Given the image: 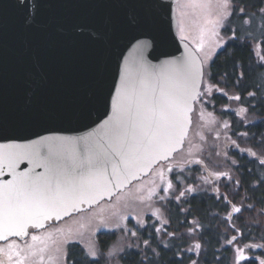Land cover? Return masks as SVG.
<instances>
[{
  "label": "water",
  "instance_id": "95a60500",
  "mask_svg": "<svg viewBox=\"0 0 264 264\" xmlns=\"http://www.w3.org/2000/svg\"><path fill=\"white\" fill-rule=\"evenodd\" d=\"M178 2L0 0V145L33 146L56 138L53 158L89 168L84 178L50 170L42 166L47 149L37 156L25 147L15 149L28 154L14 168L6 158L0 161V223L5 225L0 243L26 240L111 202L183 150L205 69L198 51L179 37ZM143 41L151 47L139 48ZM177 69L187 70L189 87L195 81L196 99L188 101L191 123L183 142L164 159L148 150L147 140L163 141L170 122H162L158 131L148 104L141 103L136 134L125 138L127 110L146 102L154 90L180 100L186 80ZM98 159L108 161L106 170L94 166ZM22 175L39 180L59 214L38 215L42 226L29 225L27 235H13L7 230L6 202L9 188Z\"/></svg>",
  "mask_w": 264,
  "mask_h": 264
},
{
  "label": "rangeland",
  "instance_id": "374dc122",
  "mask_svg": "<svg viewBox=\"0 0 264 264\" xmlns=\"http://www.w3.org/2000/svg\"><path fill=\"white\" fill-rule=\"evenodd\" d=\"M232 1L227 9L223 7V0H181L176 5L179 37L194 46L206 70L218 52L234 37V34L225 32L233 14ZM244 26V35L251 36L255 41L253 48L257 59L264 61L259 46L264 34V18H258L255 22L247 20ZM229 29L233 30L231 27ZM216 95L225 100V105L217 107ZM233 97L236 96L222 91L206 79L194 113L191 135L185 150L179 155L184 163L181 173L175 171L168 178L154 174L145 182L133 186L132 190L130 188L120 193L111 202H103L41 232L32 233L23 244L15 241L10 243L8 251L21 252L17 253V264H70L68 247L73 243L81 244L88 254L95 251L98 258L101 253L97 235L102 231L113 230L121 235L120 239L111 245L110 251L104 256L107 264H116L115 259L122 250L123 242L136 236L132 234L133 230L145 227L148 222H157L161 229L165 227L166 206L170 202H180L186 195L203 189L220 193L221 181H230L235 174L237 155H247L264 164V155L260 154L262 152L258 153L248 146L246 134L235 136L229 116L222 114L229 112L247 120L246 110ZM241 209L236 212L233 207L228 214L229 220L233 221ZM229 245L234 256L233 264H243L247 260H255L256 264L264 261V258L258 256L257 247L253 243L241 245L239 239L233 236ZM194 246L193 253H198L197 243ZM109 253L115 255L110 256ZM240 253H243L244 260L240 259Z\"/></svg>",
  "mask_w": 264,
  "mask_h": 264
},
{
  "label": "trees",
  "instance_id": "16d2710c",
  "mask_svg": "<svg viewBox=\"0 0 264 264\" xmlns=\"http://www.w3.org/2000/svg\"><path fill=\"white\" fill-rule=\"evenodd\" d=\"M233 14L225 32L234 34L218 52L211 64L210 81L238 101L246 110V121L229 116L232 132L246 134L247 144L264 155V61H259L253 48V38L245 36L247 20L264 18V0H233ZM233 28V30L229 29ZM259 43L264 58V34ZM217 98V97H216ZM217 107L225 105L223 98ZM236 156V155H235ZM235 174L230 181H221L220 193L203 189L186 195L181 201L166 206L167 224L148 222L132 231L136 236L123 242L116 264H233L229 240L253 243L257 254L264 258V164L247 155H237ZM233 207L242 211L233 221L228 214ZM116 230L97 235L98 258H92L85 247L73 243L68 247L70 264H107L104 256L117 243ZM195 241V242H193ZM199 245L193 253V246ZM195 247V246H194ZM243 264H256L247 260Z\"/></svg>",
  "mask_w": 264,
  "mask_h": 264
},
{
  "label": "snow or ice",
  "instance_id": "6c2138e0",
  "mask_svg": "<svg viewBox=\"0 0 264 264\" xmlns=\"http://www.w3.org/2000/svg\"><path fill=\"white\" fill-rule=\"evenodd\" d=\"M230 3L231 0H223V7L227 9ZM225 14L227 15V13ZM138 47L147 49L151 47V42L143 41ZM176 71L184 75L186 80L184 93L180 100L169 99L163 90H160L159 95H157L154 90L151 97L146 102L143 100L137 102L134 108L130 106L127 110V129L125 132V138L129 135L134 137L136 134L137 117L139 116L141 103L148 104L149 111L153 116V126L158 131L161 128L162 122H170L171 131L163 133L165 136L163 141L156 140L154 136L149 137L147 140L148 150L159 153L164 159H167L168 152L174 150L175 144L183 142V138L187 134L186 127L191 123V119L188 116V112L190 111L188 101L196 99V96L192 94V91L195 89V81H191V86L189 87L187 81L191 78L187 70L177 69ZM197 75H199V70L197 71ZM233 98L239 99V97ZM55 139L56 138H46L45 141L33 146L0 145V161L6 158L8 160L7 166L9 168H14L23 155L28 154L27 151L18 152L15 149L22 147L31 148L33 149L32 154L37 156H40L41 152L47 149V155L42 157L45 160V163L42 166L49 168L50 170L62 171L76 177H87L89 174V168L87 166L77 167L75 163L70 164L67 160L53 158L52 143ZM5 147L9 149L7 153L3 151ZM88 163H92L90 158ZM107 163L108 161L106 160L98 159L94 166H98L101 170H106ZM197 163H199V161H197ZM160 175L163 177L162 172ZM169 186L171 185L169 184ZM57 187H59V182H57ZM80 195L83 196L85 194L81 193ZM6 208L8 214L7 230L13 235H27V228L29 225L32 227L42 226L37 218L38 215L43 219H48L53 212H57V215L59 214L53 198L47 196L44 190L41 189L39 180L26 175H22L17 183L9 188ZM3 210V204L0 203V213H2ZM234 211L239 212L240 209L234 207ZM4 227L5 225L0 223V229H3ZM0 238H4L2 230H0ZM35 239L36 237L33 236V240ZM196 247H199V245ZM89 255L93 258H97L95 251L89 252ZM109 255H115V253H109ZM240 259H245L243 253H240ZM260 264H264V261H261Z\"/></svg>",
  "mask_w": 264,
  "mask_h": 264
},
{
  "label": "flooded vegetation",
  "instance_id": "af4514ba",
  "mask_svg": "<svg viewBox=\"0 0 264 264\" xmlns=\"http://www.w3.org/2000/svg\"><path fill=\"white\" fill-rule=\"evenodd\" d=\"M181 0H179V2H180ZM178 2V3H179ZM178 3H177V5H178ZM177 16H178V8H177ZM194 47V46H193ZM211 64H212V62H211ZM211 64H210V67H209V69L208 70H206L205 69V65H204V69H205V77H204V82L206 81V79H207V81H209L210 83H211V81H210V76H211ZM203 87H204V84H203ZM202 91H203V89H202ZM202 96V95H201ZM217 97V98H216ZM216 100L219 98V96L218 95H216L215 97H214ZM200 99H201V97L199 98V100H198V102H197V104L199 103V101H200ZM197 104H196V108H197ZM195 111H196V109H195ZM195 113V112H194ZM193 120H194V114H193ZM193 123H194V121H193ZM192 130V129H191ZM190 135H191V132H190ZM190 135H189V137H190ZM189 137H188V139H189ZM188 139H187V141H188ZM187 141H186V143H185V146H184V148H183V150L182 151H180L178 154H176L175 155V157L171 160V161H168V162H166V163H162V164H160L157 168H155V170H153V172L151 173V175L149 176V177H147V178H145L144 180H142L141 182H138V183H136V184H133L130 188H131V190H132V187L133 186H135V185H139V183H143V182H145L146 180H148V179H150L151 177H153V175L155 174V175H159V176H161L160 175V173L162 172L163 173V177L164 178H168L173 172H175V171H177V172H180L181 173V171H182V169H183V162L180 160V158H179V155L180 154H182L183 153V151L185 150V148H186V145H187ZM253 159H255V158H253ZM162 177V178H163ZM136 187V186H135ZM129 188V189H130ZM38 233V232H37ZM29 238V237H28ZM28 238L26 239V240H23V241H20V240H17V239H13V240H10V241H8V242H5V243H0V264H17V262H18V256H17V253H21L20 251L18 252V251H8L7 250V247L10 245V243H12V242H17V243H19V244H23L25 241H27L28 240Z\"/></svg>",
  "mask_w": 264,
  "mask_h": 264
}]
</instances>
